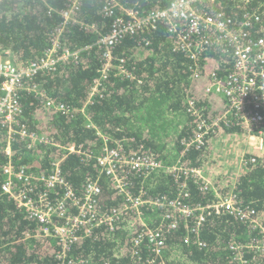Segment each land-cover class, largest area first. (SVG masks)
<instances>
[{
  "label": "trees",
  "instance_id": "obj_1",
  "mask_svg": "<svg viewBox=\"0 0 264 264\" xmlns=\"http://www.w3.org/2000/svg\"><path fill=\"white\" fill-rule=\"evenodd\" d=\"M68 1L0 0V50L8 51L18 68L39 60L51 47L53 32L61 21L49 9H63ZM117 1L145 15L166 8L172 0ZM106 3L107 0H83L78 21L69 24L63 34L65 48L76 50L90 46L80 52L79 59L68 60L56 71L41 72L32 79L46 90L49 99L65 104L70 111L63 113L46 106L35 93L27 90V81L25 88L18 91L22 105L20 126L54 139L56 145L38 144L28 148L27 141L15 136L12 147L17 164L31 165L38 161L42 170L48 172L50 164L64 154L60 146L75 143L87 152L99 155L106 149L104 137H107L110 147L116 140H126L129 150H147L164 163L180 160L184 165L201 167L211 155L210 149L185 148L182 143L192 135L196 125L187 110V100L193 99L209 120L224 112V99L208 95L206 85L212 73L225 76L231 71L232 46L227 44L225 50L209 47L194 61L175 48L161 21L156 29L127 36L117 43L112 66L103 80V94L88 102L104 60V50L97 41L110 30L113 21L102 11ZM205 9L214 15L222 13L231 18L233 24L245 14L255 13L258 19L248 29V35L251 38L264 35V0H218L207 4ZM120 12L121 8L116 10V14L120 15ZM88 24H96L99 29H88ZM120 59L124 61L120 62ZM197 68L198 76H195ZM3 80L0 76V96ZM234 122L231 120L223 127L229 134L242 131ZM257 156L256 163L238 170L229 185L217 181L216 186L223 185L218 188L222 194L236 193L242 207L257 210L264 220V152ZM82 157L72 153L62 161L65 179L80 191L87 177L100 176V207L104 210L120 208L122 197L101 173L97 161ZM5 163L6 156L0 152V264H58L56 250L60 246L57 240L36 237L41 227L37 220L29 218L25 210L17 207L12 196L3 193ZM232 171L230 177H234ZM151 175L149 178L131 176V190L134 193L145 190L154 196L178 195L179 184L172 175L164 172ZM188 187L186 201L191 204L213 203L220 196L215 189L203 190L201 182L194 178L189 179ZM145 216L153 227L162 221L161 210H147ZM118 225L113 237L105 229L96 228L92 236L73 246L74 255L87 258L92 264H103L108 260L138 264L154 257L152 247L145 242L132 259L127 250L128 232L124 222ZM191 228V224L183 223L164 232V264H238L229 242L235 239L246 244L262 235L249 222L226 212L210 214L199 229L191 231ZM246 256L253 262H264V256L254 251H247ZM152 264L163 263L156 260Z\"/></svg>",
  "mask_w": 264,
  "mask_h": 264
},
{
  "label": "built area",
  "instance_id": "obj_2",
  "mask_svg": "<svg viewBox=\"0 0 264 264\" xmlns=\"http://www.w3.org/2000/svg\"><path fill=\"white\" fill-rule=\"evenodd\" d=\"M216 1L218 0H172L166 8L143 15L133 8L122 6L117 0H107L102 11L113 21L110 30L101 35L97 41L99 47L104 50V60L99 70L100 75L91 88L88 102L103 94V80L112 66L117 43L127 36L146 34L156 29L161 21L165 23L175 48L188 54L194 61H197L209 47H220L225 50L226 45L229 44L232 46L234 59L231 71L225 76L212 73L206 85L208 95H217L224 99V112L209 120L196 102L188 99L187 110L196 125L192 135L183 139L182 143L185 148L196 146L211 150L213 147L210 145L211 139L223 130L224 125H228L229 121L235 120L234 123L249 138L250 147L252 149L251 145L255 147L253 156H247L249 153L240 156L238 164L243 170L242 168H246L247 164L256 163L257 155L262 156L264 152V35L258 38H251L248 35V29L258 19L255 13L245 14L236 24L222 13L216 15L209 13L205 9L207 4ZM82 2L83 0H69L63 9L56 10L54 7L49 9V12L56 13L61 21L53 32L51 47L39 60L18 68L12 62L9 52L0 50V76L4 78L0 96V152L6 156V163L2 169L3 193L12 196L17 207L25 210L29 218L37 220L41 227L36 237L57 240L60 246V249L56 250L58 264H92L87 258L76 257L73 246L85 237L92 236L96 228L105 229L109 236L113 237L121 222H124V228L128 232L127 250L132 259L139 254L141 246L149 242L154 257L139 261L138 264H152L156 260L164 264L165 231L176 229L183 223L191 224L190 230L194 231L202 226L210 214L224 212L249 222L262 234L261 237L253 238L246 244L235 239L231 240L229 248L235 252L234 260L238 264H264L260 261L253 262L246 256L249 250L264 256L262 216L253 208L242 207L236 193L230 192L226 195L218 190L220 186L229 185V182L235 178L230 180L226 177L222 181L223 185L219 187L216 186L218 180H207L204 174L205 167L213 174V178L218 177L220 181L228 173L227 170H223L219 174L217 165L215 168L213 162V166L209 165L211 162L209 158L201 167L187 166L180 160L167 164L147 150H129L126 140H116L115 145L110 147L109 138L104 137L106 149L99 155L87 152L75 143L60 146V151L64 154L50 164L48 172L42 170L41 163L17 164L12 147L15 136L27 141L28 148L38 144L56 145L54 139L20 126L19 116L22 105L18 91L25 88L26 81L27 90L35 93L46 106L63 113L70 111L65 104L49 99L46 90L32 79L41 72L56 71L68 60H78L80 52L90 47L71 50L65 48L62 41L69 24L78 21L77 15ZM120 8L122 12L118 15L116 10ZM87 27L99 29L96 24H88ZM123 61L120 59V62ZM122 71L125 72V69L123 68ZM195 76H198V68ZM84 111L85 109L82 110ZM97 133L102 136L100 131ZM72 153L83 156L82 159L94 158L97 161L101 173L109 179L114 190L122 197L120 208L104 210L100 207V176L87 177L80 191H76L65 179L61 163L68 154ZM153 172L172 175L179 184L178 195L154 196L145 190L138 193L131 190V176L149 178ZM190 178L201 182L203 190L215 189L220 195L218 200L209 204L187 202ZM59 190H61L60 195ZM151 209L162 211V221L157 227L149 224L145 216V212ZM103 264L120 263L108 260Z\"/></svg>",
  "mask_w": 264,
  "mask_h": 264
},
{
  "label": "rangeland",
  "instance_id": "obj_3",
  "mask_svg": "<svg viewBox=\"0 0 264 264\" xmlns=\"http://www.w3.org/2000/svg\"><path fill=\"white\" fill-rule=\"evenodd\" d=\"M210 145H212L213 147L210 150L211 155L208 156L209 160L211 161L209 165L213 166L212 162L214 163V168L217 165L219 174L223 170H227L228 173L224 178L221 179V181L218 177L213 178V174L210 173V171H208L206 167L204 170V174L206 175L207 180H218L221 183L225 180L226 177H228L230 180L236 178V175L239 172L238 170L242 171L240 169L241 166L238 163L239 158L243 153H249L248 155H250L255 152L254 145H251L253 146L252 149V147H250L249 138L242 131L229 134L225 129H223L211 139ZM211 156L215 157L216 159ZM230 170H233L232 173L234 174V177L229 176L231 175L229 174L231 173Z\"/></svg>",
  "mask_w": 264,
  "mask_h": 264
},
{
  "label": "clouds",
  "instance_id": "obj_4",
  "mask_svg": "<svg viewBox=\"0 0 264 264\" xmlns=\"http://www.w3.org/2000/svg\"><path fill=\"white\" fill-rule=\"evenodd\" d=\"M37 163H40V162H38V161H36Z\"/></svg>",
  "mask_w": 264,
  "mask_h": 264
}]
</instances>
